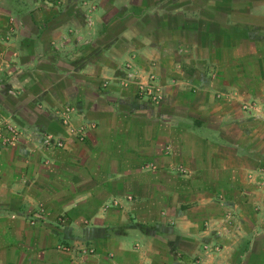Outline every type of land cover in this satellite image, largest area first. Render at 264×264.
<instances>
[{
    "label": "crops",
    "instance_id": "obj_1",
    "mask_svg": "<svg viewBox=\"0 0 264 264\" xmlns=\"http://www.w3.org/2000/svg\"><path fill=\"white\" fill-rule=\"evenodd\" d=\"M67 101L0 151V264H264V0H0V111Z\"/></svg>",
    "mask_w": 264,
    "mask_h": 264
},
{
    "label": "built area",
    "instance_id": "obj_2",
    "mask_svg": "<svg viewBox=\"0 0 264 264\" xmlns=\"http://www.w3.org/2000/svg\"><path fill=\"white\" fill-rule=\"evenodd\" d=\"M77 109L70 104L64 108L55 111L64 131L56 134L52 132L37 133L27 127L13 121L8 116L0 112V151L11 146H17L25 142L34 143L40 148H66L71 138L83 142L88 136L91 129L95 127L93 123L82 122L78 126L74 124V114ZM149 167V166H148ZM264 175V169L261 170ZM40 209V208H39ZM38 209L36 216L31 219V223H36L39 219L45 218L43 208ZM67 219L65 216L59 217V222L64 223ZM59 248L65 252L74 251L73 246L68 244L59 245ZM82 253L92 252L91 248L84 247L79 250Z\"/></svg>",
    "mask_w": 264,
    "mask_h": 264
},
{
    "label": "rangeland",
    "instance_id": "obj_3",
    "mask_svg": "<svg viewBox=\"0 0 264 264\" xmlns=\"http://www.w3.org/2000/svg\"><path fill=\"white\" fill-rule=\"evenodd\" d=\"M138 77H139V75H138ZM139 80H141V77H139ZM125 82L127 83V80L126 79H122L119 83L124 85ZM130 84H136V83L133 82V83H130ZM125 86H127V84ZM136 86H137V94L142 99L149 100L150 102H153L155 104H159L161 102V100L164 98V94H163L162 89L159 87V83H154V82L152 83L150 81L149 82H143V81H141L140 83H138V85L136 84ZM68 104H70L71 106L76 107V109H77L76 114H74V124H75V126H78L82 122H87V123L89 122V123H93L95 125V127H97L96 123L93 122V121H90V120L81 121V120H79V118H78V111H79V109H78L76 103L71 102V101H67L64 104H61V105L56 106L53 109H51L52 114L55 115V111L56 110H60L61 108H64ZM31 114H33V113L31 112ZM40 115H39V118H40ZM55 117H56V115H55ZM56 119H57V121L59 123V126L62 128V132H63L64 131V128L62 127L59 119L57 117H56ZM70 140H74V138H71ZM262 169H264V168H262ZM261 176H263V178H264V175L261 174ZM41 209L42 208H40L39 210H41ZM43 210L45 212V209L44 208H43ZM44 214H45V216L47 215L46 212ZM58 220H59V218H58ZM259 238H260V240H264V234L261 235V236H259ZM259 258H260V256L255 255L254 256V262L257 263V261L259 260Z\"/></svg>",
    "mask_w": 264,
    "mask_h": 264
}]
</instances>
